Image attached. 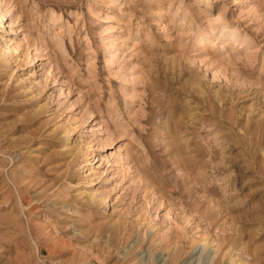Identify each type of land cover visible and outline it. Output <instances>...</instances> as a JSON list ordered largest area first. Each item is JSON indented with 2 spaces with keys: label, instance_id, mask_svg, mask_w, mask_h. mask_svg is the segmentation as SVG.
<instances>
[{
  "label": "rangeland",
  "instance_id": "obj_1",
  "mask_svg": "<svg viewBox=\"0 0 264 264\" xmlns=\"http://www.w3.org/2000/svg\"><path fill=\"white\" fill-rule=\"evenodd\" d=\"M189 263L264 264V0H0V264Z\"/></svg>",
  "mask_w": 264,
  "mask_h": 264
},
{
  "label": "bare ground",
  "instance_id": "obj_2",
  "mask_svg": "<svg viewBox=\"0 0 264 264\" xmlns=\"http://www.w3.org/2000/svg\"><path fill=\"white\" fill-rule=\"evenodd\" d=\"M91 161H92V160H91ZM91 163H92V162H91ZM162 259H163V258H160V259H158V261L160 262V261H162ZM189 264H191V263H189Z\"/></svg>",
  "mask_w": 264,
  "mask_h": 264
}]
</instances>
